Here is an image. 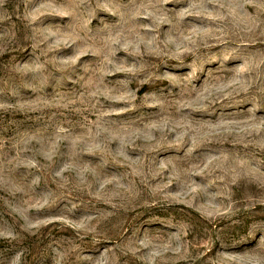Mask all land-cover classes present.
<instances>
[{"label": "clouds", "instance_id": "1", "mask_svg": "<svg viewBox=\"0 0 264 264\" xmlns=\"http://www.w3.org/2000/svg\"><path fill=\"white\" fill-rule=\"evenodd\" d=\"M0 264H264V0H0Z\"/></svg>", "mask_w": 264, "mask_h": 264}, {"label": "rangeland", "instance_id": "2", "mask_svg": "<svg viewBox=\"0 0 264 264\" xmlns=\"http://www.w3.org/2000/svg\"><path fill=\"white\" fill-rule=\"evenodd\" d=\"M54 222H56V221H54ZM39 243H40V242H36L35 246L38 247V246H39Z\"/></svg>", "mask_w": 264, "mask_h": 264}]
</instances>
